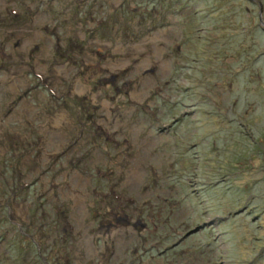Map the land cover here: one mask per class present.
<instances>
[{"label":"rangeland","instance_id":"obj_1","mask_svg":"<svg viewBox=\"0 0 264 264\" xmlns=\"http://www.w3.org/2000/svg\"><path fill=\"white\" fill-rule=\"evenodd\" d=\"M263 22L0 0V264H264Z\"/></svg>","mask_w":264,"mask_h":264},{"label":"trees","instance_id":"obj_2","mask_svg":"<svg viewBox=\"0 0 264 264\" xmlns=\"http://www.w3.org/2000/svg\"><path fill=\"white\" fill-rule=\"evenodd\" d=\"M179 121H180V119L179 120H176V123H174V124H178L179 123ZM215 186V185H214ZM214 186H212L211 185V187H214ZM211 187H209V189L211 188ZM212 189V188H211ZM207 191H208V189H206ZM213 191V190H212ZM6 234L4 233L3 234V236L2 237H0V241L1 240H4V238H6ZM17 239H15V241H12L13 243H10V245H11V250H16L17 249ZM22 241H25V238H24V236L22 237ZM29 243H31V245H30V247H34V248H31L32 249V251H30L31 252V255H30V264H42V259H41V254L38 252V250H37V247H36V242H34V241H28ZM27 256L29 255L28 253L26 254ZM34 255H35V257H34ZM44 262V261H43Z\"/></svg>","mask_w":264,"mask_h":264},{"label":"water","instance_id":"obj_3","mask_svg":"<svg viewBox=\"0 0 264 264\" xmlns=\"http://www.w3.org/2000/svg\"><path fill=\"white\" fill-rule=\"evenodd\" d=\"M264 23V22H263ZM207 224V223H206ZM206 224H204V225H206ZM204 225H202V226H197L196 228H195V230H193L192 232H195V231H197V230H199V229H202V227L204 226Z\"/></svg>","mask_w":264,"mask_h":264}]
</instances>
